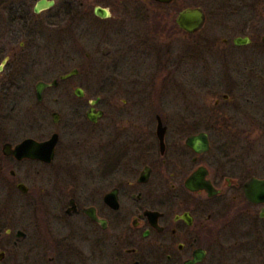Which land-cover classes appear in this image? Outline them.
Instances as JSON below:
<instances>
[{
	"label": "flooded vegetation",
	"instance_id": "af4514ba",
	"mask_svg": "<svg viewBox=\"0 0 264 264\" xmlns=\"http://www.w3.org/2000/svg\"><path fill=\"white\" fill-rule=\"evenodd\" d=\"M36 1L33 8L20 1V4L0 1V83L3 86L8 84V89L14 90L15 94L18 89L28 94L31 80L28 64L24 72L22 67L17 71L13 65L18 58L13 45L17 34L22 32L25 36L35 29L30 21L32 15L57 6L56 0H50L54 2L53 7L36 13L33 11ZM151 1L149 4L153 6L150 8L155 10L154 6L176 5L179 0L167 5ZM193 1L195 5L188 7L202 8L206 17L202 29L188 34L177 26L175 18L169 24L170 36L181 29L196 38L202 48L211 46L223 52L221 49L226 51L233 47L240 50L249 46L253 56L264 54V0ZM116 3L120 5L123 0H63L55 19L59 21L71 6L75 24L90 13L95 20L106 23L112 19L113 4ZM147 3L145 5L149 6ZM142 4L144 12H150ZM96 7L110 14L103 18L97 14ZM188 7L183 6L180 11ZM210 21L217 30L213 36H201L204 30H208ZM166 22L164 18H149L146 23L140 21L134 26L137 30L127 27L126 31L131 37L148 39L145 42L149 44V38L158 41V34L166 31ZM237 38L247 42L237 45ZM19 47L25 49V43L21 41ZM171 52L173 50L169 49V55ZM199 53L204 55L207 50L202 49ZM162 68L166 70L164 65ZM71 71L75 74L60 79L61 75ZM61 75L54 79L57 80L56 87L48 86L42 90L41 100L36 95V84L50 81L37 80L34 85L37 105L45 100L49 89H56L61 83L74 85L80 71L71 68ZM237 75L243 78L240 81L247 80L252 88L250 96L264 108V64L244 66ZM98 79L100 82L101 78ZM240 81H236V85ZM81 86H74V98L67 100L72 103L66 109L69 120L64 125L73 128L70 132L73 139L67 140L65 145L63 137L53 132L59 138L53 161L56 156L64 162L78 156L89 161L90 169L31 159L42 164L37 165L42 170H37L36 174L44 180L40 193L31 196L25 182L18 180L17 171L10 170L9 175L20 196L29 198L23 205L15 203L10 207L13 225L0 223V264H264V151L250 153V162L242 158L260 144L264 146L261 126H250L251 129L237 132L247 143L243 149H250L242 152L240 161H237L236 156L231 157L230 141L219 129L218 124L223 120L219 113L210 114L202 106L198 113L169 116L163 112L162 104H153L149 97L135 98L141 94L145 96L147 91L138 88L137 83H130L123 89L122 121L118 124L115 120L111 124L112 130H106L102 137L92 132L87 135L86 130L81 129L78 134L83 137L85 149L78 151L81 139L76 135L75 126H99L106 117V112L100 108L101 96L89 100ZM79 88L82 94L78 96L76 90ZM116 95L112 93L111 105H117L114 103ZM222 99L228 101V95L223 94ZM57 101L54 99L55 103ZM218 102L213 106H218ZM141 107L148 112L141 113ZM100 110L103 114L98 120L90 121L86 116L90 111ZM53 112L56 111L51 112V117ZM56 114L59 120L53 123L58 124L61 115ZM241 121L237 126H242ZM82 133L85 134L82 136ZM200 134L206 135L207 147L203 149L201 142L197 149H193L187 139ZM8 158L16 160L12 156ZM247 165L249 169L245 170L243 166ZM4 169L5 166L1 165L0 174ZM192 175H196L200 183L195 188H189L186 183ZM252 179L262 183L248 188L251 195L248 199L245 185ZM22 183L26 192L17 187ZM200 185H210L211 192ZM20 210L25 211L21 217L27 213L30 215L24 223L17 220Z\"/></svg>",
	"mask_w": 264,
	"mask_h": 264
},
{
	"label": "rangeland",
	"instance_id": "374dc122",
	"mask_svg": "<svg viewBox=\"0 0 264 264\" xmlns=\"http://www.w3.org/2000/svg\"><path fill=\"white\" fill-rule=\"evenodd\" d=\"M3 1L7 4L24 2L31 8L35 2V0ZM62 2L63 0H56L57 6L53 10L32 15L30 21L32 27L35 28L34 31H30L25 36L22 32L18 33V38L13 43L15 50L18 51L14 67L18 68L17 71H20L19 67H22L23 72L27 64L30 67L28 70L31 73L29 75L31 80L28 83V94L21 89L15 91V94L14 90L8 89V84L3 86L0 83V166H5L3 173L0 174V211L3 212L0 216V223L2 225H13L10 218V207L15 203L23 205L29 198L20 196L21 193L15 188V181L9 175L10 170L17 171L18 180L25 182L28 186L29 196L40 193L39 189L42 188L44 180L41 175L36 174L37 170H42L38 167L42 164L39 165L27 159L17 162V160L3 156L1 144L4 142L19 143L23 138L30 137L37 140L48 139L51 133L57 132L63 137L66 145V141L72 138L70 132L73 129L64 125L69 120L66 109L72 103L67 100L74 98L72 92L74 86L82 85L89 100L101 96L100 108L106 112V117L101 120L99 126L85 127L82 125L83 127L80 128L75 126L77 136L80 135L78 132L82 129L86 130L87 135L92 132L93 135L102 137L105 136L106 130H112L111 124H114L115 120L119 124L122 121L121 113H124L120 112L122 98L125 96L124 86L137 83L138 88L147 92L144 91L145 96L141 94L135 98L141 100L149 97L153 104H162L163 112L169 116L181 117L189 113H198L200 112L198 108L202 106L206 107L210 114L219 113L223 119L218 124L219 129L230 141L231 157L236 156L237 161H240L239 156L242 152L250 150L247 147L243 149L247 143L239 138L237 132L251 129L250 126H255V128L261 126L264 130V123H262L264 108L257 105L255 98L250 96L252 88L250 84H247V80L240 81L243 78H239L237 74L238 71L242 72L244 66L252 67L256 63L263 66V53L262 56H253L252 48L249 46L242 47L240 50L233 47L226 51L221 49L223 52H218V48L211 46L202 48L201 43L197 44L196 38L186 35L181 29L170 36L169 24L174 21L181 7L195 5L193 0H179L176 5L174 3L167 6L157 5L154 6L155 10L150 8L153 6L149 4L151 0H123L120 5L113 4L114 14H112V19L106 23L95 20L92 17L93 14L90 13L76 24L74 23L75 13L71 6H68L70 11L61 15L59 21L55 19L58 17L57 10L63 6ZM142 3L149 4L144 7H148L150 12L148 10L144 12L145 10L141 8ZM149 18H164L168 21L165 23L166 31L158 34V41L149 38L151 42L148 44L145 42H148L146 38L143 41L128 35L127 27L137 30L134 26H137L140 21L146 23ZM216 28L213 21H210L208 30H204L200 35L213 36ZM33 34H35L34 37ZM200 40L201 38L198 42ZM21 41L25 43V49L19 47ZM169 49L173 50L170 55ZM202 49L207 50V53L200 56L199 52ZM163 65L166 70H163ZM71 68L80 71V76L73 81L75 84L61 83L58 88L49 89L45 100L37 105L34 96V85L37 80L44 79L48 82L58 79L59 75ZM97 77L101 78L100 82L99 79L96 80ZM236 81L240 82L236 85ZM152 84L155 86L153 87ZM113 92L117 94L114 97L116 106L109 103ZM148 92L151 93L150 96L147 95ZM223 94L228 95V101L222 99ZM54 99L58 101L55 103ZM216 101H219L218 106L214 107ZM147 110L141 107V113L142 111L147 113ZM52 111L60 113V123H53ZM139 112L140 107H138ZM240 120H242V126H237ZM84 134L82 133V136ZM79 137L81 145L77 147L78 151H82L85 149L84 141L81 135ZM90 146L92 147L91 143ZM90 146L86 145L88 149ZM259 146L254 151L247 152L242 158L250 162L252 160L250 153L264 151L263 144ZM72 158V161L64 162L56 156L52 165H79L82 168L91 166L89 161L85 162L78 156ZM248 166H243V168L247 170ZM23 211L20 210L17 214V220L20 223H24L30 216L27 213L21 217Z\"/></svg>",
	"mask_w": 264,
	"mask_h": 264
},
{
	"label": "water",
	"instance_id": "95a60500",
	"mask_svg": "<svg viewBox=\"0 0 264 264\" xmlns=\"http://www.w3.org/2000/svg\"><path fill=\"white\" fill-rule=\"evenodd\" d=\"M156 2L164 3L167 5V3H170L175 0H155ZM54 2L50 0H38L35 3V7L33 9L34 12L38 13L39 11H43L45 8L53 7ZM96 12L103 18L108 16L110 13L107 11H103L99 7H96ZM177 26L183 30L186 31V33H192V32H197L200 29H202L204 25V21L206 20V17L204 15V11L202 8H194V7H188L187 9H182L181 11L178 12L177 14ZM235 42L237 45H241V43H245L247 41L241 39H235ZM72 74H75V71L69 72L67 75H61V80L63 79H68L69 76ZM57 85V80L52 79L48 83H44L43 81H39L36 84L37 90H36V95L37 98L40 100L42 99L41 97V92L44 88H48V86H55ZM76 94L79 96L82 94L81 89L76 90ZM99 99L96 101H92V103L97 102ZM103 112L102 110L96 111L93 113V111H90V113H87L86 116H88L89 120L95 121L101 118ZM52 117L54 118L53 122H56L59 120L58 115L56 112L52 113ZM161 125V124H160ZM163 131V129H162ZM57 141H59V138L57 136V133H53L50 135V139H46L43 141L38 142L36 139L30 138L22 140L20 143L12 145L10 142L9 143H3L1 146V151L3 152L2 154L5 155L6 157H14L17 161H21L22 159H35L38 161H43V162H52L54 158V152L56 151V144ZM188 145H190L193 149H197V145L201 142V147L205 149L207 147L208 141L206 140V135L200 134L194 137H189L187 139ZM198 174V173H196ZM187 186L189 188H195V186L198 185V177L196 175H192L188 180H187ZM261 181H256L255 179H252L245 185V189L247 190L246 195L248 196V199H251V195L249 194L250 191L248 188L251 185L254 186H259L261 185ZM200 184V183H199ZM203 186V185H200ZM18 189L26 192L27 188L26 186L22 184H17ZM204 188L206 190L208 189L210 191V185H204ZM211 192V191H210Z\"/></svg>",
	"mask_w": 264,
	"mask_h": 264
}]
</instances>
